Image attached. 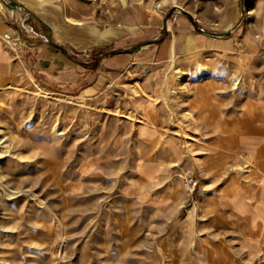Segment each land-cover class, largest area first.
<instances>
[{
	"label": "rangeland",
	"instance_id": "374dc122",
	"mask_svg": "<svg viewBox=\"0 0 264 264\" xmlns=\"http://www.w3.org/2000/svg\"><path fill=\"white\" fill-rule=\"evenodd\" d=\"M34 2L66 30L0 0V264H264V0ZM141 14L207 44L103 65L146 43ZM83 27L121 46L84 45ZM52 44L88 52L92 81L46 73Z\"/></svg>",
	"mask_w": 264,
	"mask_h": 264
},
{
	"label": "crops",
	"instance_id": "0c3cea01",
	"mask_svg": "<svg viewBox=\"0 0 264 264\" xmlns=\"http://www.w3.org/2000/svg\"><path fill=\"white\" fill-rule=\"evenodd\" d=\"M32 8L39 10L42 14L43 10L37 9L34 5L38 2L34 0H25ZM37 1V0H36ZM59 10L55 7L52 12L44 16L51 23V19L54 23H51L57 30H66V24L61 21ZM55 17V18H54ZM59 18V19H58ZM67 20V17H66ZM136 24L138 26L132 28V31L140 30L138 34V41L144 40L143 44H139L134 48H125L119 51H110L102 55L103 65H120L125 62L126 57L139 54L142 51L145 53L153 52L154 57L158 59H165L166 57H172L173 54H179L181 56H188L192 53L201 51L207 44V40L201 34L194 33V27L187 20L180 18L176 23L177 31L171 30L166 25L164 26V20L154 16L153 14L147 17L143 14L137 16ZM0 24V30H1ZM165 29V37L163 31ZM131 30H129L131 32ZM172 31V32H171ZM61 32V31H60ZM74 37H80L84 41V45H87L86 39L91 44H116L120 45L121 39L124 37L123 31L120 30H105L102 31L97 37L88 33L85 27L76 28L70 31ZM170 32V33H169ZM89 35V36H86ZM210 36H212L209 33ZM81 43L76 44L75 47H83ZM121 46V45H120ZM82 48L79 51L72 49L62 48L60 44L42 45L38 48V64L44 68L46 73H52L59 77H72L74 81H92V65L89 61L88 52L83 53ZM88 57V58H87ZM258 128V127H257ZM256 135L252 136L263 139L264 136H258L257 133H264V127L262 129L254 131Z\"/></svg>",
	"mask_w": 264,
	"mask_h": 264
},
{
	"label": "built area",
	"instance_id": "2783aa9c",
	"mask_svg": "<svg viewBox=\"0 0 264 264\" xmlns=\"http://www.w3.org/2000/svg\"><path fill=\"white\" fill-rule=\"evenodd\" d=\"M4 38L11 45H13V46H17L18 45V42H17L18 39H16L11 34H5ZM185 185H186V189L189 192L192 193L193 191L196 190L198 182H197V180L194 177H189V178L186 179V184Z\"/></svg>",
	"mask_w": 264,
	"mask_h": 264
},
{
	"label": "bare ground",
	"instance_id": "6f19581e",
	"mask_svg": "<svg viewBox=\"0 0 264 264\" xmlns=\"http://www.w3.org/2000/svg\"><path fill=\"white\" fill-rule=\"evenodd\" d=\"M253 10L251 9V11H250V13L252 12ZM55 18V17H54ZM59 19V18H58ZM67 20H71L69 17H67ZM79 23H81V22H79ZM73 24H74V22H73ZM75 25V24H74ZM79 25V24H78ZM81 25V24H80ZM176 57H175V55L173 56V59H172V61L175 63V59ZM189 76H190V74L189 73H187V72H184L180 77H178V80L181 82V84H182V86H184L185 85V83H186V81H188V79H189ZM230 144V143H229Z\"/></svg>",
	"mask_w": 264,
	"mask_h": 264
}]
</instances>
